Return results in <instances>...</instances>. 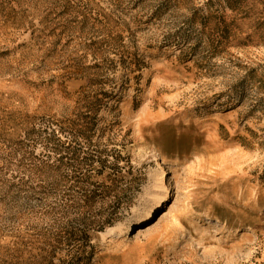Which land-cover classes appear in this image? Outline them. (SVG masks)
I'll use <instances>...</instances> for the list:
<instances>
[{
  "label": "rangeland",
  "instance_id": "rangeland-1",
  "mask_svg": "<svg viewBox=\"0 0 264 264\" xmlns=\"http://www.w3.org/2000/svg\"><path fill=\"white\" fill-rule=\"evenodd\" d=\"M0 264H264V0H0Z\"/></svg>",
  "mask_w": 264,
  "mask_h": 264
},
{
  "label": "bare ground",
  "instance_id": "bare-ground-1",
  "mask_svg": "<svg viewBox=\"0 0 264 264\" xmlns=\"http://www.w3.org/2000/svg\"><path fill=\"white\" fill-rule=\"evenodd\" d=\"M156 162H159V159H156ZM158 173V179L161 184L157 185L156 189L151 191L146 198V200L140 205L136 212H139L137 216L129 219L128 221L122 223L118 226L117 230L114 232L116 235L106 237L104 234V238L108 243V247H117L122 245L127 241V233L129 232L130 225L134 222H139L142 220L150 219L153 215H155L156 210L162 207L163 203L166 201L167 197L172 193V178L167 173V166L161 165ZM164 177H166V181L163 182ZM167 177L169 179L167 180ZM135 218V220H134ZM133 220V221H132ZM133 227L130 230H134Z\"/></svg>",
  "mask_w": 264,
  "mask_h": 264
}]
</instances>
